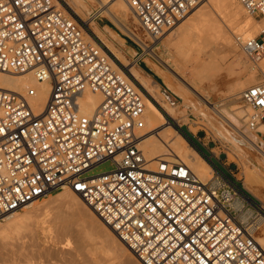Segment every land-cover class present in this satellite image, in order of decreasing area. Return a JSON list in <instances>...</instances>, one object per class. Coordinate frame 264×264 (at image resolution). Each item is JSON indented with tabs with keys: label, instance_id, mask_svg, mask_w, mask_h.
<instances>
[{
	"label": "built area",
	"instance_id": "2783aa9c",
	"mask_svg": "<svg viewBox=\"0 0 264 264\" xmlns=\"http://www.w3.org/2000/svg\"><path fill=\"white\" fill-rule=\"evenodd\" d=\"M123 1L140 27L158 38L205 0ZM237 1L253 19L264 17V0ZM261 35L237 39L255 66L264 59ZM28 72L49 86L41 111L29 103L34 88H0V221L68 189L139 264H264V210L212 158L200 156L212 170L200 179L177 158L146 156L147 94L63 0H0V73ZM259 72L241 100L250 109L245 127L260 135ZM85 92L101 97L89 115L79 112ZM108 161L112 170L87 175Z\"/></svg>",
	"mask_w": 264,
	"mask_h": 264
},
{
	"label": "rangeland",
	"instance_id": "374dc122",
	"mask_svg": "<svg viewBox=\"0 0 264 264\" xmlns=\"http://www.w3.org/2000/svg\"><path fill=\"white\" fill-rule=\"evenodd\" d=\"M80 1L86 5V17L89 20H87L85 24L87 25L95 20V25L98 30L111 40L115 46H122V48L127 51L128 58L134 60L132 63L130 62V66L135 65V68L150 81L151 85L154 87L153 89L158 87L156 88L158 89V93L156 90L154 91L163 97L166 104L176 106L185 112L187 115V122L179 126L167 116L163 107L151 100L160 111L163 118L165 119L164 116H166L177 128L183 129L189 134H195L200 138H204L205 142H209L210 147L214 148L212 150L213 155L216 157L219 156L223 162L228 164V169L234 174L237 180L236 183L241 187L244 186L246 191L264 203V189L258 185L261 181L257 174L264 168V138L258 135L257 141L254 142L250 137L249 133L251 132L247 131L245 128L248 116L244 113V110L247 109V107H245L241 100V92L260 80V72H254L256 74L253 79L247 78V76L253 72V69L257 70V66H259L260 63L257 66L251 64L242 53L239 46L236 45V41L234 46L229 50L224 47V49H220L222 47L214 45L201 49L202 52H200V54L193 51L185 58H179L174 48L177 27L173 30L171 29V31L169 30L161 37L152 39L150 37L151 35L149 36V34L140 27L138 22L135 23L136 20H134L132 15L129 14V22L127 24H124L122 21L118 22V20L113 17L111 14V6L114 0ZM236 2L239 4L237 0ZM245 16L249 15L246 14L244 17ZM261 19L253 20L259 21ZM126 28L135 31V33L137 32L142 37L144 36V41L140 42L133 38L129 35ZM260 37L264 39V35ZM203 47L204 46H201L200 48ZM236 63L242 64H240V66ZM230 65H233L231 68L234 67L232 72L235 71V74L232 72H230L232 74L227 73L228 66ZM202 66L204 71L202 70ZM204 67L207 68L205 69ZM218 67L219 70L215 71ZM244 72L246 76L243 74ZM241 73L242 76H240ZM237 77L240 84L243 83L241 89L235 86L236 83H239L238 81L236 82ZM206 103L209 105V108L213 110L211 113L215 117L218 128L223 134H230V143L224 136L217 135L212 129L204 125L201 120V113L207 111L204 110ZM189 127L196 129V132L192 133ZM190 140L194 148L207 157L200 143L192 139ZM189 146L191 147L190 144ZM200 153L198 154L201 155ZM211 163L217 170L225 174L232 181L234 180L231 178L228 170L215 158L211 159ZM255 165L258 168L253 170ZM110 170H112V165L108 161L92 169L87 175L94 176ZM60 192L52 193L44 199L34 203L31 205V209L49 201L51 198L53 199V197L57 196ZM28 210L29 209L24 208L3 220H11L15 217H19ZM59 210L51 211L45 215V218L43 217L44 225L40 223V227L35 226V229L31 227L30 229L36 231L33 235L28 232L29 235H26L19 243L13 242L16 247L15 249L17 250L18 248V250L21 249L20 252L24 251L25 254L28 253L29 255H27L31 257L34 264H121L120 260L104 256L99 241L92 235V238H90V233L88 230L86 231L87 228L84 229V226V228L80 227L82 224L77 218L70 219L66 216V218H60L63 217L66 212L65 209ZM61 211H64V213H61ZM43 220L41 222H43ZM55 221L58 224L55 223ZM2 223L3 221H0V224ZM53 234L54 237L52 236ZM21 242H23V244H21ZM7 243L8 241L5 242V240H3V242H1L0 240V264L4 261V257L9 256L12 249L10 246H7ZM4 245L6 246L4 247ZM20 245L23 246L21 247ZM129 257L134 259L132 255H129ZM21 258L20 256V261ZM135 262L139 264L137 260L134 259V264ZM20 264H23V261L20 262Z\"/></svg>",
	"mask_w": 264,
	"mask_h": 264
},
{
	"label": "bare ground",
	"instance_id": "6f19581e",
	"mask_svg": "<svg viewBox=\"0 0 264 264\" xmlns=\"http://www.w3.org/2000/svg\"><path fill=\"white\" fill-rule=\"evenodd\" d=\"M63 1L68 6V8L74 14H76L83 22L89 20L86 17L87 11L85 10V3L83 4L80 0ZM196 6L193 7V11L191 10L188 16L183 21L176 25L177 33L175 34L176 42L174 44V48L179 58H185L193 51H196L200 54V52H202L201 49H204L206 47L208 48L214 45L222 47L220 49L226 48L229 50L234 46L235 41L237 43L236 45H238L237 39L245 41L247 39L255 38L261 33L264 34V17L259 21H255L249 16L244 17V15H246L247 13L243 10L240 4H237L236 0H205L199 3L197 8L195 9ZM111 14L114 18L118 20V22L122 21L124 22V24H127L129 22L130 15H132L134 20H136L135 23L138 22L137 18L133 15L129 6L123 0H114L111 6ZM87 26L93 32V34L102 42V44L110 51L113 57L126 69L128 68L127 70L129 71L131 76L144 89L145 93L149 97L148 98L147 96H144L145 107L143 114L146 123V131L150 132L149 137H147L142 143V148L144 149L146 156L150 159L161 157L167 160H181L186 163L200 179H207L212 171L209 165L204 160H202L198 153L188 145L186 140L176 131V129L168 122H166V118H163L162 114L151 100L155 101L161 107H163V109L165 110L164 112H166L167 116L174 122H176L179 126L187 122V115L185 114V112L176 106L166 104V102L163 100V97L157 94L158 89L156 88L158 87L153 89L154 87L151 85L150 81L146 79L145 75L138 71L135 68V65L130 66L134 60H130L128 58V53L122 48V46H115L111 40H109L103 33L98 30L95 25V20L87 24ZM126 30L129 35H131L133 38L139 40L140 42L144 41V36L143 38L142 36H140V34H138L137 32L136 34L135 31H131L128 28H126ZM150 37L152 39H156L152 36ZM201 46L204 47L200 48ZM232 66L233 65L228 66L227 73L232 72V69L234 68H231ZM218 70L219 67L217 68V70L215 69V71ZM260 70L264 71V59L260 62V65L257 66V70L253 69V72L250 73L247 78L249 77L250 79H253L254 75L256 74L254 72H259ZM243 74H245V72ZM240 76H242V73ZM238 80L239 79L237 77L236 82ZM242 85L243 83L240 84V82L235 84V86H238V88L240 89ZM0 88L19 93H25L28 88H34L36 90V95L35 97L29 100V103L35 112H39L43 109L49 92L48 84L46 82L36 81L31 72L25 73L23 75L0 73ZM154 90H156L157 93ZM100 100L101 97L99 95L85 92L79 99V112L83 115L91 114L100 103ZM204 107V110H207L201 113V120L203 121L204 125L212 129L217 135L224 136L225 139L230 143V134H223L222 131L216 125L215 117L211 113L213 110L209 108V105L207 103ZM244 113L248 116L250 114V109L247 107V109L244 110ZM189 130L192 133L196 132V129L190 127ZM257 131L258 133H260V135H264V125H260ZM249 135L254 142H256L259 137V134L252 132L249 133ZM168 155H171V157ZM257 168L258 167L255 165L253 167V170ZM257 174L259 175L261 181V183H259L258 185L259 187H262L264 189V168L261 169V171H259V173ZM248 194L250 198L254 200L264 210V203L257 199L251 193L248 192ZM33 204L34 203L24 207L29 210L21 214V216L15 217L11 220H1L3 221V223L0 224V240L1 242H3V240H5V242L8 241L7 246H10V248H12L9 253V256H6L8 258L4 257V261L2 262V264H20V262L22 261L23 264H34L31 257L28 256V253L25 254L24 251L20 252V248V250H18V248L17 250L15 249L16 247L14 246L13 242L19 243V241L24 239L26 235H29L28 232L33 235L34 232H36L34 230L36 228L35 226L40 227V223H44L43 219L45 218V215H47L51 211L53 212L54 210L59 209H65L66 212L65 215L60 218H77L82 224V226H80L78 223L77 224L82 228L85 227L84 229L87 228L86 231L88 230V232L90 233V238H92V235L93 237H95L96 240L99 241L100 246H102V253H104V256H107L111 259L120 260L121 264H134L135 258L131 259L129 257V255L132 254L128 251L127 247H125V245L118 239L117 235L108 226L102 223V221L92 211V209H90L83 203L82 199L79 197L78 194L73 193L68 189H65L61 191L57 196L53 197V199L51 198L49 201L44 202L41 205L31 209V205ZM62 212L64 213V211H61V213ZM15 213L17 212H14L13 214ZM42 220L43 222H41ZM55 223L57 222L55 221ZM31 227H34V229H30ZM260 233L262 237L261 242L264 244V224L260 229ZM52 236L54 237V234ZM21 244H23V242H21ZM5 246L6 245H4V247ZM20 256L22 257L21 261L19 259Z\"/></svg>",
	"mask_w": 264,
	"mask_h": 264
},
{
	"label": "crops",
	"instance_id": "0c3cea01",
	"mask_svg": "<svg viewBox=\"0 0 264 264\" xmlns=\"http://www.w3.org/2000/svg\"><path fill=\"white\" fill-rule=\"evenodd\" d=\"M187 132V131H186ZM188 133V132H187ZM189 134V133H188ZM189 136H190V138L193 140V141H196V142H198V143H200V145H201V147L204 149V151L206 152V154H207V157L206 156H204V155H202L203 157H206V158H215L217 161H219L222 165H224L227 169H228V164L226 163V162H223L221 159H220V157L218 156V157H216V156H214L213 155V153H212V150L214 149V148H211L210 147V144H209V142H205L204 140V138H200L199 136H197V135H192V134H189ZM214 144V143H213ZM199 155V154H198ZM201 155H199V156H201ZM234 181L235 182H237V180L236 179H234Z\"/></svg>",
	"mask_w": 264,
	"mask_h": 264
},
{
	"label": "trees",
	"instance_id": "16d2710c",
	"mask_svg": "<svg viewBox=\"0 0 264 264\" xmlns=\"http://www.w3.org/2000/svg\"><path fill=\"white\" fill-rule=\"evenodd\" d=\"M175 126V125H174ZM176 127V126H175ZM180 132H181V134L189 141V142H191V138H190V136H189V134L186 132V131H184L183 129H180ZM197 151V150H196ZM198 153H200L199 151H197ZM201 154V153H200Z\"/></svg>",
	"mask_w": 264,
	"mask_h": 264
},
{
	"label": "water",
	"instance_id": "95a60500",
	"mask_svg": "<svg viewBox=\"0 0 264 264\" xmlns=\"http://www.w3.org/2000/svg\"><path fill=\"white\" fill-rule=\"evenodd\" d=\"M164 117L166 118L167 122H168L170 125H171V124H172V126L174 125V123H172L170 119H168L166 116H164Z\"/></svg>",
	"mask_w": 264,
	"mask_h": 264
}]
</instances>
